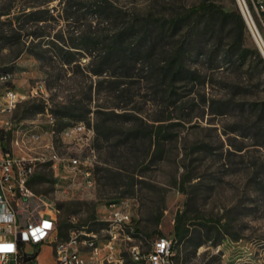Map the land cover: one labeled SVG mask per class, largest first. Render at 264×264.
<instances>
[{"label": "rangeland", "instance_id": "rangeland-1", "mask_svg": "<svg viewBox=\"0 0 264 264\" xmlns=\"http://www.w3.org/2000/svg\"><path fill=\"white\" fill-rule=\"evenodd\" d=\"M244 1L264 40L253 0ZM203 2L216 11L189 13ZM236 5L0 0V72L13 73L0 92L11 86L23 96L0 116L11 126L5 142L33 160L28 186L58 201L64 234L75 216L105 238L108 202L126 199L145 251L166 236L177 264H264V56L246 21L244 30L222 27L220 7ZM122 30L129 55L105 61L101 47ZM89 40L98 51L83 48ZM79 123L88 138L65 134ZM74 157L92 171V185L63 167ZM133 243L119 241L110 264H139ZM39 260L53 264L49 247Z\"/></svg>", "mask_w": 264, "mask_h": 264}, {"label": "built area", "instance_id": "built-area-1", "mask_svg": "<svg viewBox=\"0 0 264 264\" xmlns=\"http://www.w3.org/2000/svg\"><path fill=\"white\" fill-rule=\"evenodd\" d=\"M253 4L264 30V0H253ZM254 27L264 42L255 24ZM12 77V72H0V84L8 83ZM0 99L2 116L14 111L23 96L6 86L0 92ZM10 129V122L0 118V264H41L39 255L44 247L51 249L53 264H110L115 261L113 249L119 241L134 242L129 252L135 263L177 264L173 239L158 237L147 251L135 242L131 205L126 199L108 202L105 238L93 230L80 229L75 216L69 219L64 234L58 201L35 193L28 186L34 172L33 160L18 156L6 145L5 137ZM65 134L74 138L90 135L82 123L68 126ZM63 167L81 171L87 184H93L92 171L79 158H70Z\"/></svg>", "mask_w": 264, "mask_h": 264}, {"label": "trees", "instance_id": "trees-1", "mask_svg": "<svg viewBox=\"0 0 264 264\" xmlns=\"http://www.w3.org/2000/svg\"><path fill=\"white\" fill-rule=\"evenodd\" d=\"M233 2H235L236 5V1L233 0ZM95 6V12L100 14V15H107L109 14V10L104 6V5H99L97 3L93 4ZM215 6L213 4H210L208 2H203L199 5L196 6H192L189 9V13L192 14H200V13H213L215 12ZM221 15V21H222V27L224 25L227 24H238L241 30H244L246 28V23H245V19L239 9V7L236 5L235 9L232 11H229L227 9H225L224 7H220L219 11H218ZM210 20V19H209ZM179 19L174 20V25L175 27L178 26L179 23ZM211 22L208 21V26L209 27ZM129 30V28L127 29ZM127 30H122L119 31L118 33L114 34L113 38H111L110 42L108 44H106V46H102L100 49V54L101 52H103L101 54V57H103V59L107 62H111L112 60H114L115 58H117V60H121L124 59L126 57V55L128 56L129 53L127 51V49H124L122 47V44L128 39V37L130 36H125L126 31ZM157 31V36H162L164 34V27L163 25L158 26V28L156 29ZM206 31H208L206 29ZM233 32L235 31V29L232 30ZM132 33V32H131ZM99 42H97V40H89L88 42H86V44H84L83 48H87V49H91L90 45H92V48H94V52L95 49L98 51L99 48L97 49L96 47H98ZM131 55V54H130ZM176 63V59L169 65L172 66L173 64ZM182 215L179 214L176 218V224H175V234L177 237H184L185 233L182 230Z\"/></svg>", "mask_w": 264, "mask_h": 264}, {"label": "water", "instance_id": "water-1", "mask_svg": "<svg viewBox=\"0 0 264 264\" xmlns=\"http://www.w3.org/2000/svg\"><path fill=\"white\" fill-rule=\"evenodd\" d=\"M237 1H238V3H239L241 13H242V15H243L245 21H246L247 24L249 25V27H250V29H251V31H252L254 37H255V40H256V42H257V44H258V46H259V48H260V50H261V52H262V54H263V56H264V51H263L261 45L259 44V42H258V40H257V38H256V36H255V34H254V31H253V29H252V27H251V25H250V22H249V20H248V17H247V15H246V13H245V10H244V7H243V6H245L246 10L248 11V8H247V6H246V3H245L244 0H237ZM248 13H249V11H248ZM249 15H250V14H249ZM250 18H251V16H250Z\"/></svg>", "mask_w": 264, "mask_h": 264}, {"label": "bare ground", "instance_id": "bare-ground-1", "mask_svg": "<svg viewBox=\"0 0 264 264\" xmlns=\"http://www.w3.org/2000/svg\"><path fill=\"white\" fill-rule=\"evenodd\" d=\"M243 7H244L245 13H246V15H247V17H248V20H249V22H250V25H251V27H252V29H253V31H254V34H255V36H256V38H257L259 44L261 45L263 51H264V42L261 41V39L259 38V36H258V34H257V31H256V29H255V27H254V24H255V23H254V20L252 19V17L250 18L251 14H250V12L248 13V11L246 10L245 6H243ZM249 14H250V15H249Z\"/></svg>", "mask_w": 264, "mask_h": 264}]
</instances>
